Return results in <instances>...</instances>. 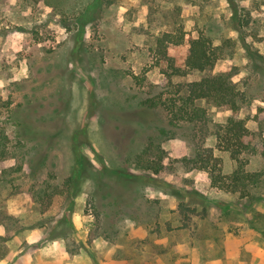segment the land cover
<instances>
[{
  "label": "rangeland",
  "instance_id": "obj_1",
  "mask_svg": "<svg viewBox=\"0 0 264 264\" xmlns=\"http://www.w3.org/2000/svg\"><path fill=\"white\" fill-rule=\"evenodd\" d=\"M91 2L0 0V130L11 145L19 132L28 151L21 170L16 158L0 160V264H264V182L244 194L226 192L210 185L207 172L179 161L194 154L196 142L213 147L216 126L232 110L201 100L206 122L172 126L140 104L148 82H164L168 63L158 39L181 65L187 39L203 32L225 45L212 72L234 70L244 89L235 115L259 130L264 0ZM178 38L184 41H170ZM164 131L172 137L164 139ZM74 135L93 169L73 196L64 181L74 164ZM151 137L166 151L158 173L134 162ZM214 156L225 172L235 166L223 151ZM105 166L139 178L126 183ZM262 168L261 157H250L248 169ZM180 200L190 210L197 204L186 227H178Z\"/></svg>",
  "mask_w": 264,
  "mask_h": 264
},
{
  "label": "trees",
  "instance_id": "obj_2",
  "mask_svg": "<svg viewBox=\"0 0 264 264\" xmlns=\"http://www.w3.org/2000/svg\"><path fill=\"white\" fill-rule=\"evenodd\" d=\"M101 0H92L91 7L100 5ZM246 24V23H244ZM242 24V25H244ZM167 37L168 34H165ZM172 43H181L183 38L170 40ZM158 54L167 61V68L162 67L161 72L164 75L162 83H147V90L140 99V104L150 109L158 110L167 119L168 123L176 126L180 122L196 125L199 122H206V109L200 104L201 100L212 102L214 105L225 110H232L225 121L216 126L213 133L215 143L213 147L204 146L199 143L194 144V154L192 156H183L179 161L187 170L201 169L208 173L210 185L226 191L247 193L248 186H255L264 182V169H248L250 157L259 156L264 160V117L260 119L259 113H264L263 108L258 109L254 117L259 121V130H251L247 126V117L236 116L235 113L246 101L244 89L233 80L236 72L232 69L226 71L212 72L216 62L225 56V45L216 44L207 34L200 32L197 36H190L187 39V52L183 63L178 65L168 54L166 46L163 44V38L158 39ZM193 73H200L197 78H190L186 81L174 82V78L183 77ZM133 77H138L134 75ZM176 96L168 97L167 91L171 87ZM3 101L0 98V106ZM264 115V114H263ZM16 144L11 145V138L5 129L0 130V160L9 157L16 158L15 169L21 170L24 159L28 158L27 150L23 149L26 142L19 139L20 133L15 132ZM164 139L172 137L167 136L164 131ZM72 150L74 155V164L70 175L64 181L68 195H76L82 191V185L87 176L93 169L89 157L82 151L80 143L76 140V135L72 136ZM223 151L228 154L229 159L235 164L230 171H223L218 159L214 156V151ZM166 151L161 142H155L151 137L148 143L135 154V166L152 173H158L163 168V160ZM110 173L122 177L126 183L131 180H137L138 174L120 168L104 167ZM34 175V173H32ZM149 179H153L148 176ZM44 186V188H43ZM49 185L47 181L43 182L42 187L36 192L38 200H44L43 195ZM194 194L201 193L194 189ZM176 195L182 198V191H177ZM200 203H206L200 198ZM199 204V203H198ZM179 213L182 224L178 227H186L190 220L191 213H196L197 204L191 210L187 208L184 200H180ZM206 205H203L205 210ZM63 237L62 235H53L52 239ZM4 256L0 252V258Z\"/></svg>",
  "mask_w": 264,
  "mask_h": 264
}]
</instances>
